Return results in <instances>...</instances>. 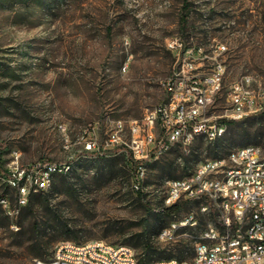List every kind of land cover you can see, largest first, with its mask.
<instances>
[{
  "label": "rangeland",
  "instance_id": "rangeland-1",
  "mask_svg": "<svg viewBox=\"0 0 264 264\" xmlns=\"http://www.w3.org/2000/svg\"><path fill=\"white\" fill-rule=\"evenodd\" d=\"M172 36L206 52L218 41L227 46L224 87L209 115L225 111L229 85L243 75L264 87V0H0V192L15 210L0 206V264H38L61 242L92 239L127 244L147 264L176 258L181 248L193 256L211 216L202 200L173 215L159 211L165 181L238 147L264 150L260 112L227 126L217 140L195 137L152 158L143 190L118 146L101 157L71 158V172L56 175L23 206L7 182L18 154L20 166L68 156L60 124L73 142L95 122L104 137L109 120L140 118L163 103L176 63L166 44ZM190 212L198 225L181 226L173 241L157 237ZM145 240L155 251L145 250Z\"/></svg>",
  "mask_w": 264,
  "mask_h": 264
},
{
  "label": "built area",
  "instance_id": "built-area-1",
  "mask_svg": "<svg viewBox=\"0 0 264 264\" xmlns=\"http://www.w3.org/2000/svg\"><path fill=\"white\" fill-rule=\"evenodd\" d=\"M167 48L175 57L173 74L164 82L167 99L147 110L140 118H114L101 137L99 124L89 123L73 142L68 128L60 124L69 153L61 160H43L28 166L18 164L14 156L8 182L16 183L17 202L26 205L32 187H41L50 177V168L67 165L78 154L94 152L105 155L116 146L127 155L136 177L137 190H143V171L146 163L157 158L171 145H188L198 130H224L223 119H241L264 110V87L249 74L232 81L227 94V107L217 115H209L216 97L225 83L227 66L223 59L226 44H210L214 55H207L201 46H186L178 36L166 40ZM73 145L77 148L73 149ZM131 156V159L129 158ZM228 169V186H221L218 171ZM203 178H212V185L203 186ZM219 191V199H226V212L217 215V206L211 204V192ZM166 196L169 205L182 200H202L204 212L211 216L208 231H201L202 240L195 241L197 255L171 259L166 264H264V150L234 149L224 161L202 163L192 175L167 180ZM7 214L15 210L0 201ZM176 224L198 225L194 212L171 221L161 241H173ZM249 239H257L256 247H248ZM135 251L117 249V244L102 239L83 243L64 241L58 244L49 260L38 264H135ZM145 264V263H142ZM158 264V263H154Z\"/></svg>",
  "mask_w": 264,
  "mask_h": 264
},
{
  "label": "bare ground",
  "instance_id": "bare-ground-1",
  "mask_svg": "<svg viewBox=\"0 0 264 264\" xmlns=\"http://www.w3.org/2000/svg\"><path fill=\"white\" fill-rule=\"evenodd\" d=\"M201 49H204V48L201 46ZM226 49H227V46H226ZM206 54L207 55H214V48L212 47L210 52L207 51ZM226 72H225V76H226ZM81 131H84V128ZM225 132H226V126H224V130L218 131V132H209L206 130H198L195 132V137H202L206 140L214 141V140H217L220 137H222L225 134ZM171 146H173V145H171ZM171 146H169L168 149H163V152L169 150L171 148ZM261 148L262 147L257 145V144H248V145H245L242 147H238L236 149H261ZM231 152H234V150H231L227 154H230ZM88 153L94 154V152H85V154H88ZM226 156L227 155H225L223 157L210 158V160H212V161H224ZM202 163H203V161H201L197 165L196 169L202 168ZM72 164H73V161L70 159L68 161L67 165L52 166L50 168V176L69 174L72 170V167H73ZM146 165H147V163H146ZM145 174H146V171H143V178L145 177ZM218 178H221V186H228V169H221L220 171H218ZM170 179H174V178H169L167 180H170ZM167 180L165 181V187L167 185ZM53 181H54V177L47 178V180H42L41 187H32L30 189V194L32 192H35V191H41V192L47 191L50 188ZM7 182H8V178H7ZM8 184H9V186H11L17 190L16 183L8 182ZM210 185H212V178H203V186H210ZM134 186L137 189L136 183L134 184ZM1 200H4L6 205L11 206L10 200L2 192H0V201ZM211 204L217 206V215H224L225 214V212H226V199H219V191H212L211 192ZM169 206H170L169 205V196H166V192H165V194L163 195V198L161 200V203L159 204V206H157V209L159 211H163L165 208H167ZM203 210H204V205H203ZM194 225L195 224H190L189 226H194ZM169 226H171V224ZM181 226H186V224H176L175 231L178 228H180ZM202 231H208V224H207V226H205V228ZM166 233H167V227H164L158 233L157 237L160 238V236H163ZM199 235L200 236H199L198 240H196V241L202 240V233L200 232ZM256 246H257V239H249L248 240V247H256ZM117 249L134 251V249L132 247L128 246L127 244L126 245L125 244H117ZM196 255H197V248H195L193 256H196ZM171 259H177V258H175V257L174 258H167V259L156 261L154 263L166 264V263H170ZM154 263H152V264H154ZM135 264H142L138 260L137 256L135 257Z\"/></svg>",
  "mask_w": 264,
  "mask_h": 264
},
{
  "label": "trees",
  "instance_id": "trees-1",
  "mask_svg": "<svg viewBox=\"0 0 264 264\" xmlns=\"http://www.w3.org/2000/svg\"><path fill=\"white\" fill-rule=\"evenodd\" d=\"M183 21H185V19H183ZM260 113H261V114H264V110L260 111ZM222 121L226 123V129H227V126H231V125H233L234 123H236V122L238 121V119H223ZM220 138H221V137H220ZM108 153H113V151L110 150V151L107 152L105 155H108ZM92 156H94V155H92ZM101 156H104V155H103V154H102V155H101V154H98V155L95 156V157H101ZM129 158L131 159V156H130ZM31 194H33V193H31ZM31 194H30V195H31ZM190 202H192V200H182V201H178V202H176L175 204H173V205H171V206L165 208V209H164L163 211H161V212H165V213H167V214L173 215V214H175V213H178L180 210L186 208ZM160 229H161V228H160ZM144 247H145V250H146L147 252H153V251H155V248L152 247V245L148 242V240H145ZM184 252H185V250H184L183 248H181V249L179 250L178 256H177L176 258H179V259L186 258V257L184 256V254H185ZM160 257H162V255H161ZM148 258H149V257H148ZM139 259H140L139 261H140L141 263H145V264H147V262H148V259H144V258H142V257L139 258Z\"/></svg>",
  "mask_w": 264,
  "mask_h": 264
}]
</instances>
